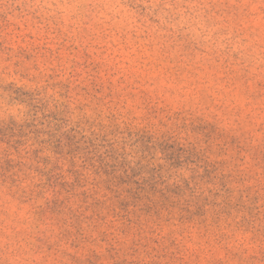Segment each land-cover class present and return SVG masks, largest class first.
I'll use <instances>...</instances> for the list:
<instances>
[{
  "label": "rangeland",
  "instance_id": "1",
  "mask_svg": "<svg viewBox=\"0 0 264 264\" xmlns=\"http://www.w3.org/2000/svg\"><path fill=\"white\" fill-rule=\"evenodd\" d=\"M0 264H264V0H0Z\"/></svg>",
  "mask_w": 264,
  "mask_h": 264
}]
</instances>
